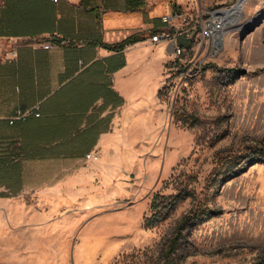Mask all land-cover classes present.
I'll use <instances>...</instances> for the list:
<instances>
[{
  "label": "rangeland",
  "instance_id": "1",
  "mask_svg": "<svg viewBox=\"0 0 264 264\" xmlns=\"http://www.w3.org/2000/svg\"><path fill=\"white\" fill-rule=\"evenodd\" d=\"M237 1L192 0V9ZM236 14L216 52L196 43L152 69L166 124L140 167L127 157L110 161L87 182L91 192H76L77 208L56 207L61 222L77 219L59 245H0V263L160 264L187 217L180 264H264V160L244 157L245 148L264 145V0H246ZM236 162L242 170L220 168ZM154 200L164 217L146 226Z\"/></svg>",
  "mask_w": 264,
  "mask_h": 264
},
{
  "label": "crops",
  "instance_id": "2",
  "mask_svg": "<svg viewBox=\"0 0 264 264\" xmlns=\"http://www.w3.org/2000/svg\"><path fill=\"white\" fill-rule=\"evenodd\" d=\"M192 6V0H0V245H59L77 220L61 222L55 211L61 202L77 208L76 192H91L87 182L110 161L127 157L140 167L152 134L166 124L152 69L174 57L172 43L151 36L166 30L161 16L172 8L196 17L202 8ZM135 34L144 40L118 47ZM179 42L187 46L183 37ZM34 107L40 117L9 124L16 110ZM45 134H52L49 144ZM13 139L24 145L19 155Z\"/></svg>",
  "mask_w": 264,
  "mask_h": 264
},
{
  "label": "built area",
  "instance_id": "3",
  "mask_svg": "<svg viewBox=\"0 0 264 264\" xmlns=\"http://www.w3.org/2000/svg\"><path fill=\"white\" fill-rule=\"evenodd\" d=\"M238 1L233 6L225 8L204 9L200 11L196 17L192 15L188 8H172L169 13L161 16L162 22L167 25L166 30L154 33L151 36L152 42L166 40L172 43L174 46V57L178 59L184 55L186 49H192L193 44L198 43L199 45H202L205 41L209 44V50L216 52L218 47H216L215 35L220 30L223 31V33L226 30V26H224V22L218 12L220 10L234 7L237 5ZM180 37L185 39L187 46L180 44ZM51 46V44L45 45L47 48ZM31 114L37 117L40 116L39 107H34L24 112L18 111L15 116L10 117V123H13L16 119L25 118ZM87 157H90V154H88Z\"/></svg>",
  "mask_w": 264,
  "mask_h": 264
},
{
  "label": "trees",
  "instance_id": "4",
  "mask_svg": "<svg viewBox=\"0 0 264 264\" xmlns=\"http://www.w3.org/2000/svg\"><path fill=\"white\" fill-rule=\"evenodd\" d=\"M144 36L143 35H132L128 38H126L125 40H123L121 43L118 44L119 48H124L128 45L134 44L136 42L142 41L144 40ZM32 108L29 109H18L16 110L11 117L15 116L17 114L18 111H27L30 110ZM39 112H40V116H41V111H40V107H39ZM38 116V117H40ZM33 117H37L33 114L25 117V118H20V119H16L14 120L13 123H10V119L8 120L9 124L13 125V124H17V123H21V122H27L28 120H30ZM16 140H12L10 142V145H13V154L16 152L17 149H20L21 153L24 150V145L21 144V146H16ZM44 142L45 144H49V142H52V134H45L44 135ZM20 154V153H19ZM18 153H15V155H19ZM14 155V156H15ZM244 157L246 158V160L249 158L250 162H258L261 160H264V145L263 146H250L249 148H245V153H244ZM239 160V159H237ZM248 161V160H247ZM233 168V170L231 169L230 172H237L238 170H242L239 169L240 168V163L236 162L233 164L227 163V164H222L220 165V168ZM221 168V169H222ZM232 174V173H231ZM151 209L153 211V214L150 217L146 218L145 224L146 226H152L155 223H157L159 220H161L164 216L162 214V211L159 209V204H157L156 200H154L151 204ZM188 218L186 217L182 223H180V225L178 226V230L177 233L171 240L170 243L168 244L165 253L162 257L161 263L160 264H180V256L178 255V244L180 243V236L179 234H181V232L183 231V229L185 228L186 224H187Z\"/></svg>",
  "mask_w": 264,
  "mask_h": 264
},
{
  "label": "bare ground",
  "instance_id": "5",
  "mask_svg": "<svg viewBox=\"0 0 264 264\" xmlns=\"http://www.w3.org/2000/svg\"><path fill=\"white\" fill-rule=\"evenodd\" d=\"M246 0H240L239 4L235 5L234 7L230 8V9H225V10H220L218 13L221 15V18L224 22V26L229 24V21L231 20V18L236 15H240V14H236V13H241L242 12V8L244 6ZM222 33L223 31H218L215 35V42L217 44H220L222 41Z\"/></svg>",
  "mask_w": 264,
  "mask_h": 264
},
{
  "label": "water",
  "instance_id": "6",
  "mask_svg": "<svg viewBox=\"0 0 264 264\" xmlns=\"http://www.w3.org/2000/svg\"><path fill=\"white\" fill-rule=\"evenodd\" d=\"M239 2H240V1H238V3H237V4H239ZM254 28H255V25H254V27H253V28H251V29H250L248 32L252 31Z\"/></svg>",
  "mask_w": 264,
  "mask_h": 264
}]
</instances>
